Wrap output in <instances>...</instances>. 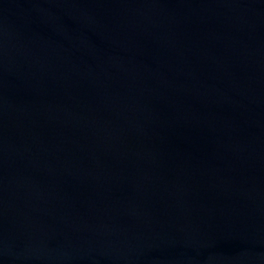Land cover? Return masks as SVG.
Segmentation results:
<instances>
[{
  "label": "water",
  "instance_id": "1",
  "mask_svg": "<svg viewBox=\"0 0 264 264\" xmlns=\"http://www.w3.org/2000/svg\"><path fill=\"white\" fill-rule=\"evenodd\" d=\"M0 264H264V0H0Z\"/></svg>",
  "mask_w": 264,
  "mask_h": 264
}]
</instances>
